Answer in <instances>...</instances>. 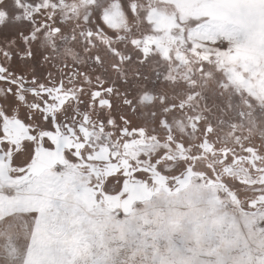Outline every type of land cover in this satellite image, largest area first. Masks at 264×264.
<instances>
[{
	"label": "snow or ice",
	"instance_id": "1",
	"mask_svg": "<svg viewBox=\"0 0 264 264\" xmlns=\"http://www.w3.org/2000/svg\"><path fill=\"white\" fill-rule=\"evenodd\" d=\"M0 264H264V0H0Z\"/></svg>",
	"mask_w": 264,
	"mask_h": 264
},
{
	"label": "rangeland",
	"instance_id": "2",
	"mask_svg": "<svg viewBox=\"0 0 264 264\" xmlns=\"http://www.w3.org/2000/svg\"><path fill=\"white\" fill-rule=\"evenodd\" d=\"M243 55L245 56V58H251V53L250 52L245 51L243 53Z\"/></svg>",
	"mask_w": 264,
	"mask_h": 264
}]
</instances>
